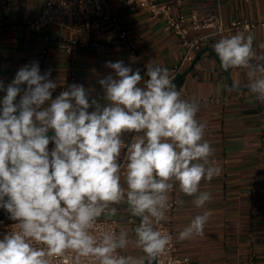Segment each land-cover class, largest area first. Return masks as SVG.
I'll list each match as a JSON object with an SVG mask.
<instances>
[{"label": "clouds", "instance_id": "1", "mask_svg": "<svg viewBox=\"0 0 264 264\" xmlns=\"http://www.w3.org/2000/svg\"><path fill=\"white\" fill-rule=\"evenodd\" d=\"M253 39L239 32L221 38L214 51L225 71L247 70L249 92L264 102V55L257 56ZM106 67L113 74L98 81L104 104L90 102L79 84L53 99L51 69L41 74L35 61L6 87L0 81L6 92L0 100V208L17 222L0 239V264H51L68 253L95 264H153L172 240L154 225L164 219L175 185L194 197L196 208L211 202L201 182L222 170L210 164L214 150L203 139L206 125L196 119L199 105L182 99L168 69L152 61L143 86L139 69L122 61ZM125 133L134 134L130 143ZM121 204L139 218L133 231L141 257L120 254L130 243L127 230L100 227V218L115 217ZM209 216L196 215L177 239L202 237Z\"/></svg>", "mask_w": 264, "mask_h": 264}, {"label": "crops", "instance_id": "2", "mask_svg": "<svg viewBox=\"0 0 264 264\" xmlns=\"http://www.w3.org/2000/svg\"><path fill=\"white\" fill-rule=\"evenodd\" d=\"M44 1L0 0V81L5 87L21 67L35 61L41 74L51 69V79L57 83L53 99L72 84H79L89 93L90 102L96 99L104 104V90L98 81L113 74L106 62L122 61L133 71L139 69L142 81L138 86H143L148 79L146 65L149 61L167 68L170 76L182 62L181 40L165 29L163 18H152L145 7L131 9L120 0H107L105 10L112 17L104 19L97 27L84 29L79 35L74 79L66 83L70 71L63 44L69 35L68 30L55 22L41 29L25 24L28 18L41 13ZM157 1L169 4L172 13L182 11L189 18L193 10L205 13L219 4L226 23L237 18L256 19L264 14V0ZM122 30L128 32V38L122 37ZM239 32L252 35L253 50L257 56L264 55V49L259 47L264 43V26L233 33L202 29L199 33L208 34L209 39L195 52L194 59L202 49H214L221 38ZM193 61L185 63L178 75ZM234 82L239 85L236 91L232 88ZM173 83L182 99L199 105L196 119L206 125L203 139L214 150L210 164L222 170L211 181L202 180L200 190L212 196L211 202L203 208H196L192 202L194 197L179 190L183 204L179 205L175 219L177 237L196 215L208 211L210 216L202 237L177 239L178 254L199 264H248L253 253L256 264H264V102L256 100L249 92L246 69L225 71L218 56L209 49L201 53L186 76ZM21 87L26 88V85ZM4 95L6 92L0 91V100ZM19 100L20 95L15 103ZM94 110V106L89 109L90 112ZM53 134L49 131L47 135L51 137ZM126 135L123 134V140ZM54 147L50 140L49 151ZM116 207L117 215L112 218L118 220V231L127 230L130 239L121 254L143 256L135 245L133 231L139 218L132 217L126 205Z\"/></svg>", "mask_w": 264, "mask_h": 264}, {"label": "built area", "instance_id": "3", "mask_svg": "<svg viewBox=\"0 0 264 264\" xmlns=\"http://www.w3.org/2000/svg\"><path fill=\"white\" fill-rule=\"evenodd\" d=\"M120 1L131 9L139 6L147 8L152 18H163L165 29L179 37L183 46V58L181 64L173 70L170 76L172 79L178 75L185 63L194 60L195 52L208 42V34L199 33L200 30L213 29L216 33H233L255 30L259 26H264V14L256 19L237 18L226 23L219 4L205 13L193 10L189 18L182 11L178 14L172 13L169 4L160 3L157 0ZM106 2L107 0H45L41 13L38 16L28 18L25 22L26 25L34 29H41L48 23L55 22L68 30L69 35L63 44L70 71L66 83L74 79L73 68L78 54L79 35L84 29L97 27L104 19L112 17L105 10ZM89 15H92V17H89ZM193 32H196V34ZM121 35L123 38H128L126 30H122ZM133 136L134 134L127 133L123 141L126 144L130 143ZM123 157L124 152L122 151L121 163H123ZM179 202V186L177 184L169 195V207L166 210L164 219L158 225H154L157 230L172 237L166 252L160 255L154 264H199L188 256L178 254L177 251L175 219L179 210ZM0 212V239H2L5 234L15 229L17 222L9 219V214L4 209L0 208ZM100 220V227L118 232L117 219L101 217ZM51 264H95V262L90 259H80L75 254L68 253L64 257L53 258ZM248 264H256L253 253L248 258Z\"/></svg>", "mask_w": 264, "mask_h": 264}, {"label": "water", "instance_id": "4", "mask_svg": "<svg viewBox=\"0 0 264 264\" xmlns=\"http://www.w3.org/2000/svg\"><path fill=\"white\" fill-rule=\"evenodd\" d=\"M207 49L211 50V51L216 55V53H215V51H214V49H213L212 47H207V48L202 49V50L197 54V56L195 57L193 63L190 65V67H189L186 71H184L183 73H181V74L175 76V77L172 79V81L174 82V81H176V80H178V79H180V78L186 76V75L191 71V69L194 67V65H195L196 61L198 60L199 56L201 55V53H202L203 51L207 50ZM216 56H217V55H216Z\"/></svg>", "mask_w": 264, "mask_h": 264}]
</instances>
